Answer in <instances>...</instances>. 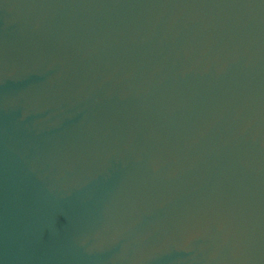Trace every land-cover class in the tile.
I'll list each match as a JSON object with an SVG mask.
<instances>
[{
	"label": "water",
	"instance_id": "obj_1",
	"mask_svg": "<svg viewBox=\"0 0 264 264\" xmlns=\"http://www.w3.org/2000/svg\"><path fill=\"white\" fill-rule=\"evenodd\" d=\"M9 264H264V0H0Z\"/></svg>",
	"mask_w": 264,
	"mask_h": 264
}]
</instances>
